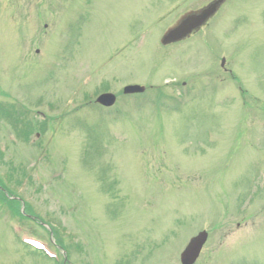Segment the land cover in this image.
I'll list each match as a JSON object with an SVG mask.
<instances>
[{
	"label": "rangeland",
	"instance_id": "374dc122",
	"mask_svg": "<svg viewBox=\"0 0 264 264\" xmlns=\"http://www.w3.org/2000/svg\"><path fill=\"white\" fill-rule=\"evenodd\" d=\"M7 1L0 179L41 222L0 203V264H55L21 237L62 262L51 222L73 264H181L200 230L194 264H264V0H228L166 46L165 30L212 0ZM127 85L158 88L121 98ZM103 91L113 111L92 103Z\"/></svg>",
	"mask_w": 264,
	"mask_h": 264
},
{
	"label": "water",
	"instance_id": "95a60500",
	"mask_svg": "<svg viewBox=\"0 0 264 264\" xmlns=\"http://www.w3.org/2000/svg\"><path fill=\"white\" fill-rule=\"evenodd\" d=\"M224 0H213L203 8L185 13L181 18L176 22L175 25L170 27L165 34L163 35L161 42L163 44L175 42L186 37L192 30L198 29L202 26L211 16L215 14L220 5ZM141 87H126L125 92H134L141 91ZM114 96L110 94H104L100 96L97 101L100 103H113ZM207 232L201 231L196 236L192 237L185 247V249L180 254V261L182 264H193L199 253L202 246L207 240Z\"/></svg>",
	"mask_w": 264,
	"mask_h": 264
},
{
	"label": "flooded vegetation",
	"instance_id": "af4514ba",
	"mask_svg": "<svg viewBox=\"0 0 264 264\" xmlns=\"http://www.w3.org/2000/svg\"><path fill=\"white\" fill-rule=\"evenodd\" d=\"M45 28L47 27V25L44 26ZM35 52L38 53V49H35Z\"/></svg>",
	"mask_w": 264,
	"mask_h": 264
}]
</instances>
